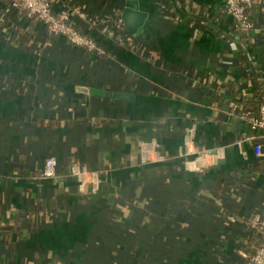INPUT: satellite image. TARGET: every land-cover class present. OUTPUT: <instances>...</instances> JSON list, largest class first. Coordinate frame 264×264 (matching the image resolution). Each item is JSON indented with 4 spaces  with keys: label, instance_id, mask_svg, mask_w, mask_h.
I'll use <instances>...</instances> for the list:
<instances>
[{
    "label": "crops",
    "instance_id": "1",
    "mask_svg": "<svg viewBox=\"0 0 264 264\" xmlns=\"http://www.w3.org/2000/svg\"><path fill=\"white\" fill-rule=\"evenodd\" d=\"M51 1L106 53L0 0V264H244L261 243L249 220L264 215V170L225 183L261 157L233 105L259 106L264 0L243 43L224 0H132L137 33L131 0Z\"/></svg>",
    "mask_w": 264,
    "mask_h": 264
},
{
    "label": "built area",
    "instance_id": "2",
    "mask_svg": "<svg viewBox=\"0 0 264 264\" xmlns=\"http://www.w3.org/2000/svg\"><path fill=\"white\" fill-rule=\"evenodd\" d=\"M11 8L18 12H23L27 17L36 18L44 27L47 37L64 36L71 44L84 47L89 51L102 55L106 53L105 47L94 37L80 32L72 23V18L68 13L57 14L53 10L51 0H7ZM227 5V11L233 18V28L246 31L249 35L256 29V24L251 15V8L254 0H224ZM75 13L82 18H87L86 12L81 7L75 8ZM117 22L112 25L115 32ZM120 27V21L118 22ZM116 27H115V26ZM236 49L237 47L233 45ZM244 118L250 123L251 128L264 131V94L259 104L258 112L255 114L248 110ZM254 148L258 156L264 155V144L261 138L264 133L254 135ZM200 157L209 155V151L201 149L198 151ZM58 159L55 156L48 157L43 165L40 177L45 180L53 179L57 176ZM253 228L260 229L263 233V241L251 256H246L244 264H264V216L261 213H255L249 220Z\"/></svg>",
    "mask_w": 264,
    "mask_h": 264
},
{
    "label": "trees",
    "instance_id": "3",
    "mask_svg": "<svg viewBox=\"0 0 264 264\" xmlns=\"http://www.w3.org/2000/svg\"><path fill=\"white\" fill-rule=\"evenodd\" d=\"M251 10H252V8H251ZM27 18L28 19H36V18H33V17H27ZM116 29H115V33H117V35H118L120 33V28L117 26ZM121 34H123V33H121ZM248 35L249 34L246 31H242V30L235 29V30H233V37L232 38L233 39H236L237 41H239V43H243V41L245 40L246 37H248ZM28 36H29L28 33L21 32L20 33V37H18V38L16 36L13 37V41L15 42V44L17 46H22V44L29 38ZM257 88L259 89V91H261V93L258 92V95H257L258 96V100L261 102L262 96L264 94V86H263V84H261V85L257 86ZM247 102L248 101H246V100H243L242 103H240L238 101V104L237 105H239V106H237L235 104V105H233V109L234 108L239 109V111L241 112V114L244 116L245 113L249 109ZM260 102H259V104H260ZM258 108H259V106H258ZM250 111L256 114L258 112V109L257 110H253V111L250 110ZM253 130H254V134L255 135H260V134H263L264 133V131H262L260 129H253ZM263 170H264V157L261 156L255 162L250 163L248 166H246L245 168H243L240 171V178L231 179V180L227 181L225 183L226 184V188H229V189L234 188L235 186H237V182L238 181H244L245 179L252 178V177L255 178L259 174V172H261ZM254 232L256 233V235L258 236V238H260V240L262 242L263 241V233H262V231L260 229L254 228Z\"/></svg>",
    "mask_w": 264,
    "mask_h": 264
},
{
    "label": "water",
    "instance_id": "4",
    "mask_svg": "<svg viewBox=\"0 0 264 264\" xmlns=\"http://www.w3.org/2000/svg\"><path fill=\"white\" fill-rule=\"evenodd\" d=\"M125 26L131 33H137L140 27L143 26L146 14L139 10L137 3L128 1L127 7H125L122 14ZM119 96V94H117Z\"/></svg>",
    "mask_w": 264,
    "mask_h": 264
}]
</instances>
